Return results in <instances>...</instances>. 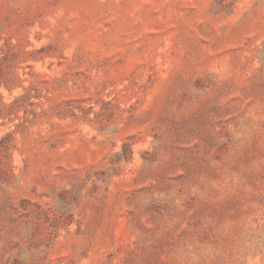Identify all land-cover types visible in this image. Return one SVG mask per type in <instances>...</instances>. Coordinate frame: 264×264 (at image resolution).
Returning a JSON list of instances; mask_svg holds the SVG:
<instances>
[{
    "label": "rangeland",
    "instance_id": "rangeland-1",
    "mask_svg": "<svg viewBox=\"0 0 264 264\" xmlns=\"http://www.w3.org/2000/svg\"><path fill=\"white\" fill-rule=\"evenodd\" d=\"M0 264H264V0H0Z\"/></svg>",
    "mask_w": 264,
    "mask_h": 264
}]
</instances>
